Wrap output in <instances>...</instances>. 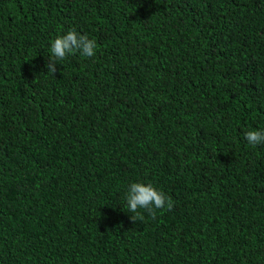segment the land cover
Instances as JSON below:
<instances>
[{
	"label": "trees",
	"instance_id": "16d2710c",
	"mask_svg": "<svg viewBox=\"0 0 264 264\" xmlns=\"http://www.w3.org/2000/svg\"><path fill=\"white\" fill-rule=\"evenodd\" d=\"M260 129L264 0H0V264H264Z\"/></svg>",
	"mask_w": 264,
	"mask_h": 264
},
{
	"label": "clouds",
	"instance_id": "9594fccd",
	"mask_svg": "<svg viewBox=\"0 0 264 264\" xmlns=\"http://www.w3.org/2000/svg\"><path fill=\"white\" fill-rule=\"evenodd\" d=\"M97 45L92 39L85 35H80L75 29H70L64 35L57 36L51 42L50 58L53 62L63 61L67 55L79 51L82 56L92 57L95 55ZM48 73L53 74L56 69L53 63H48ZM245 138L250 145L264 143V129L249 130L245 133ZM127 208L135 215L131 217L143 219L139 210H146L149 214L155 215V210H170L173 206L171 197L166 196L163 191L157 190L151 183L140 182L131 183L124 197Z\"/></svg>",
	"mask_w": 264,
	"mask_h": 264
}]
</instances>
